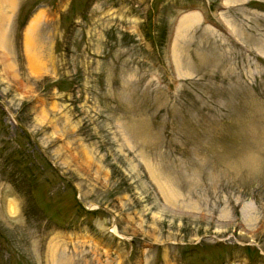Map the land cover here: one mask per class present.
Masks as SVG:
<instances>
[{
    "label": "rangeland",
    "instance_id": "1",
    "mask_svg": "<svg viewBox=\"0 0 264 264\" xmlns=\"http://www.w3.org/2000/svg\"><path fill=\"white\" fill-rule=\"evenodd\" d=\"M0 30V264H264V0H0Z\"/></svg>",
    "mask_w": 264,
    "mask_h": 264
},
{
    "label": "bare ground",
    "instance_id": "2",
    "mask_svg": "<svg viewBox=\"0 0 264 264\" xmlns=\"http://www.w3.org/2000/svg\"><path fill=\"white\" fill-rule=\"evenodd\" d=\"M189 19H191L190 17H189ZM195 19V18H194ZM38 20H39V18H35L34 20H33V22L31 23V27L29 28V34H28V39H27V47L28 48H30V50L31 49H33V48H35L36 47V41H34V39H33V29H34V26H35V24L38 22ZM185 23V22H184ZM182 26H183V23H182ZM190 26V25H189ZM3 28V27H2ZM1 31V30H0ZM2 32V31H1ZM0 32V33H1ZM5 36V35H4ZM3 37V34L1 33L0 34V38H2ZM5 39V38H4ZM2 40V39H1ZM1 40H0V42H1ZM4 45V44H3ZM2 45V46H3ZM1 46V45H0ZM1 46V47H2ZM27 48V49H28ZM35 50V49H34ZM33 51V50H32ZM31 52V51H30ZM36 53V54H35ZM6 55V54H5ZM8 55V54H7ZM42 56V55H41ZM29 61H30V64L32 65L31 67H34V68H38L39 67V65L41 64V61H40V53L39 52H34L33 54L31 53V55H30V58H29ZM38 69H40V68H38ZM36 70V69H35ZM38 71V70H37ZM11 201H12V199H11ZM11 206V205H10ZM11 208V207H10ZM7 213V212H6ZM10 213H12L11 215H13V214H16L17 213V210H16V208H15V203H14V206L10 209ZM8 215V214H7ZM10 216V215H9ZM12 218H13V216H12ZM12 220V219H11ZM249 220H251V219H249ZM252 222H253V220H252ZM112 231H115V228L113 227V230Z\"/></svg>",
    "mask_w": 264,
    "mask_h": 264
}]
</instances>
